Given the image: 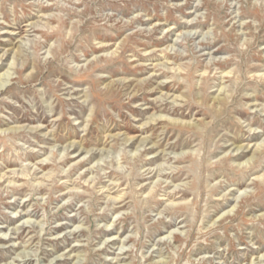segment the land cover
Here are the masks:
<instances>
[{"label":"rangeland","instance_id":"1","mask_svg":"<svg viewBox=\"0 0 264 264\" xmlns=\"http://www.w3.org/2000/svg\"><path fill=\"white\" fill-rule=\"evenodd\" d=\"M0 264H264V0H0Z\"/></svg>","mask_w":264,"mask_h":264},{"label":"bare ground","instance_id":"2","mask_svg":"<svg viewBox=\"0 0 264 264\" xmlns=\"http://www.w3.org/2000/svg\"><path fill=\"white\" fill-rule=\"evenodd\" d=\"M158 121H163V122H167V123H174V124H182L185 123V121L183 120H178V118H164L162 115H158ZM149 119H153L154 120V115L151 116ZM19 127V126H18ZM18 127H9V129H19ZM127 138V139H126ZM126 141H128L129 139H131V136H126ZM239 149V148H238Z\"/></svg>","mask_w":264,"mask_h":264}]
</instances>
